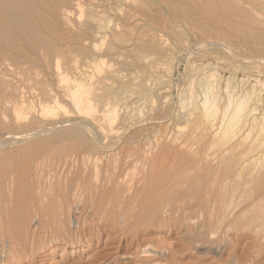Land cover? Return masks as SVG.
<instances>
[{"label": "bare ground", "instance_id": "bare-ground-1", "mask_svg": "<svg viewBox=\"0 0 264 264\" xmlns=\"http://www.w3.org/2000/svg\"><path fill=\"white\" fill-rule=\"evenodd\" d=\"M99 1L100 0H0V108L2 107L3 109V103L5 101L9 99L14 100L12 115L10 116V118H7V116H5L3 112H0V134L4 137H7L10 142H14V143L17 142L21 144L22 142L25 143V141L30 139L29 140L30 142L27 146H25L24 148H22L21 146L20 149L16 151L17 155H21L22 153H24V155L27 157V159H24L22 165L18 161L15 162L4 161L6 151L5 154H0V236L1 238L3 235V228L5 227L4 224L6 220L4 214L6 212L8 213L9 210L11 211L15 210L18 207L16 203L17 201L16 199H19L20 201V202L18 201L19 210H22L24 213H26V216L28 215L27 214L28 211L31 209L35 211L39 210V212L44 214L45 217H50L52 215V212L53 213L55 212L57 216L59 230L64 229L68 231V233H70L71 231L70 224L76 223L74 226L76 229L75 232H78L79 230H82L84 228V225L82 224L81 226H79V219L78 217H76L77 211H78L77 215H79L81 212L84 211V209H86V207L89 204L90 206L89 210L93 212L92 214L95 217L100 212L106 210L103 207L104 205L106 206L105 200L107 199V197L106 199L104 197L105 195H107V193H109V191H113L114 187L119 183H127L130 185L132 184L133 178L128 179L129 176L126 177L127 172H125L127 168L129 170V167L124 169L122 165L125 166L124 163L126 159L132 156V154L136 151L134 150L135 148L131 149L130 147L127 146V148L123 150V152H122V148L117 149L118 151H115L116 158L114 155V158L116 160H114L111 163V165L109 164L110 166L108 165V161L105 162L102 160V156L105 152H108V150L111 149L110 146L112 144L111 143L112 141L110 139L116 138L113 137L115 136L114 135L115 133L113 131L115 129L114 128L115 124L121 121V119L125 121V117L127 116V114H129L126 113L128 112L127 110L126 112L125 111L121 112L120 109L122 108L120 107L123 106L125 108L126 105L130 104L131 102L132 103L136 102L137 100L136 98H139L138 94L139 96L142 93H143L142 95H145V93H147L146 88L149 87L148 84L145 82L147 81V79H145V81L143 80L142 75L144 74H142L140 77L138 75L139 73L137 75L126 74V73L128 72L132 73V71H130L129 68H131L135 63L138 65L139 62H142L143 63L142 66H144V61H145L144 56L146 55L144 54L143 56L142 54L144 50L146 52L148 49H150L152 50V53L158 55L159 54L161 55V53L164 50L162 49L163 47L160 45L161 42L156 43L157 41L154 42V40L152 41V39L150 40L144 39L146 41L143 42L141 38L140 39L142 41L138 38V40L140 41V42L138 41L139 43L133 42L128 44L130 40H127L128 41L127 42L126 39L124 40L121 35L124 34L123 37H125L126 35L125 33L122 34V31H124L125 28H127L124 26H126L127 23L126 20L127 21L129 20L131 12L135 11L137 13L136 10H139L141 11L142 14L145 15V17L151 16V18H154V20L158 19L157 23H161L162 22L161 20L164 17L160 15L162 13L159 12L160 9L159 11H156L158 10L156 6H155L156 10H153L151 8L152 6H150V4L152 5L153 2L151 3L150 1L142 0L141 2L140 0H137L136 2V0H106L105 3L108 2L107 4L108 6L111 4V3L109 4V2H114V4L116 5V8H114V10H116L115 15L117 14V17L115 16L117 18L116 21L114 23L112 22L113 24L111 22H110L111 24H109L107 20L106 21L108 23L107 25L104 21L102 20L100 21V16L98 18H95L97 15L95 13L96 10H98L97 11L98 13L100 11V8L102 7L104 8L105 6H107V5L103 6L105 3L101 4V2ZM101 1L103 2L104 0ZM168 1H169L168 3L171 4L170 7H171V11L174 13L173 15L175 17L177 16L176 18L174 17V19L178 18L181 22H183L185 25L191 28L190 30H194V32L198 30L197 31L198 34H206V35L207 33L209 34L211 32L213 34L217 33L221 37L224 36L223 38L225 39L226 37L228 39H232L233 37H235L237 38V39L233 38L237 41V43L235 44L244 46L250 49L251 51H254L258 55L264 52V15L262 13V11H264V0H168ZM68 5H71L72 7L74 6L73 9L77 8L81 16L84 14V10H85L84 7L86 5L87 7V11L85 12L86 16L84 18L77 17L76 19H74L70 14V12L68 11L69 9L67 8ZM83 8L84 10H82ZM106 8L108 9L109 7H105V9ZM193 11L198 12L201 16L205 17V19L209 20L212 23L208 24V26H203L204 25L203 23L202 24L199 23L201 21L199 22L195 21ZM93 12L95 13L94 14L95 17L91 16ZM158 12H159V16H161L160 18L158 16ZM100 13L102 12L100 11ZM203 17H201V19ZM93 19H97L95 21L98 24L94 23ZM117 20L121 22H117ZM99 22H104V24H106L107 26L106 27L102 26L101 24L103 23L99 24ZM188 27L187 29H189ZM195 29L197 30L195 31ZM127 30L128 31L131 30L129 29V26ZM120 40L127 42L128 47L125 48L126 51L130 52L128 53L130 56L129 55L128 56L129 57L132 56V58L129 60H124L123 58H121L123 59V61L120 59L121 61H118V63L116 60L119 58L114 59L116 62L111 58L109 61L112 60L114 62V65H111L112 62L108 63V59H107V56H109V52L110 51L114 52L113 54L117 55L118 52L116 51L117 52L116 53L115 51H112V49L113 48L115 49V47L118 46L119 44H120L119 46H122V43H124V45L126 46L125 42L121 43ZM211 40L213 39H210V42L216 41V40L213 41ZM232 41L230 40L231 43ZM114 42L117 43L119 42V44L113 47V44H115ZM210 42L209 44H211ZM214 43L215 42H213V45H215ZM219 43L220 42H218L217 44ZM104 44L105 46H103ZM220 44L217 46H220ZM202 45L204 44L202 43ZM224 45L226 44H223V46ZM121 49H123V47ZM133 49H135V51L132 53ZM113 54L111 53L110 56L112 57ZM120 54L118 53V55ZM263 55L264 53L262 54V57H264ZM256 57L258 58L257 55ZM142 59L144 61H142ZM261 62H263V60ZM148 63L151 64L152 62L150 63L149 61ZM116 64L118 65L120 64V66H116ZM145 65H147V62L145 63ZM120 67H122L125 70L124 73L128 71V69L129 71L123 74V71L121 73ZM133 69H135L134 66ZM132 85L133 86L137 85L138 91L135 89L136 87H133ZM25 87L34 89L32 92L31 91L29 92H31L30 96L32 98L37 99V103L39 105L38 110H36L35 108V110L33 111L31 105L27 103V98H26L27 96L25 97L23 92L24 90L23 88ZM213 97L211 99L210 97L206 96L203 98V100H201L202 103L201 102L199 103L201 104L202 113H203L201 114L207 117L206 120L208 118L216 120L217 117L216 114H218L217 112L220 109L218 107L216 108L218 103H216L215 106L214 104L215 100L213 102L214 99ZM134 98L136 100H134ZM227 98L229 99L230 97ZM31 101L30 104L32 103ZM242 102L243 99L242 101L240 99H237V102L236 101L234 102L235 105L233 107H230L231 105L230 103L227 104L229 105V108H232L231 112L230 114L227 115L226 113L228 112L229 109H226L227 112L225 111L222 117L223 119L225 115L227 117L225 120L222 119L221 124L218 125L219 127H214L215 125L217 126L216 121L212 122L213 120L211 121L208 119L207 123L209 124L213 123L210 124V128H214L215 131L218 128H220L218 129L219 132L218 131L216 133L213 132L214 135H216L217 133L218 134L222 133V135L226 136V134H228L238 126L239 127L237 129L241 130L240 133L242 132V129H244V126H241L244 125L242 124V121L245 124L248 122L245 121L246 118L244 120L245 115L246 117L248 115L247 113H245L246 110H244L245 107L243 106L244 104H242ZM182 105L180 106V108L182 107ZM192 105L194 106V102L192 103ZM195 106L193 109H195ZM201 108H199V110ZM181 109H183V107ZM193 109L187 111L188 113L184 111L186 115L188 114L187 116L185 115L187 118L188 117L193 118L194 116ZM196 111L199 112L198 109ZM196 111L194 110V113ZM249 112L253 113L254 111H249ZM201 114L199 115L200 117H202ZM262 116L263 115H261L260 118ZM179 117L180 116H178V118ZM150 120L147 123H149ZM155 120H157V117L155 118ZM34 123L37 124L53 123V124L52 125L50 124L51 126L48 127L40 126V127L31 128V125H33ZM194 124L198 125L199 123H194ZM205 124H203V127ZM211 125L214 126L212 127ZM203 127L201 125V128ZM206 127H204L203 129H207ZM10 128H15V130H20L21 132L22 130L23 131L26 129L28 130L26 131V133H23L20 136L18 135L13 136L9 133L11 130ZM254 129L256 128L254 127ZM141 131L142 129L139 130L136 135L130 136L128 138L129 139L128 141H130L129 143L134 142V139L138 136V134L142 133ZM157 131L154 130V137L157 145L156 152H153L154 147H147L148 145L145 148H142L143 160L141 162L143 163L141 167L142 173H140L142 175L141 177H139L137 181L140 182V180H142L144 182L143 189L145 186H148L149 189L156 190L153 191L154 194L152 195V197L154 198V202L157 205V207L160 209L161 213L164 209L165 210L168 209L170 211L174 209L176 206L180 205L182 207L186 205L192 208L191 211L194 212L195 215H197L196 213L198 214L201 213L202 215H204L205 216L204 220L205 219L207 220L205 221L206 223L209 222L208 220H211L212 224L218 225V222L220 221L219 214L221 213V211H219L220 206L221 204L226 205L223 201L229 196V194L232 195V193H234V191H236L238 188L246 187L248 185H251L254 191L252 205H258L260 201L262 203L263 200L261 199L264 195L262 194V191H264V172L259 173L261 172V169L259 167L260 169L259 172L253 171L249 174V176L247 175L248 177H246L243 174L244 169L247 168L246 165L248 162V160H246V158L244 157L247 156L244 153L245 151L240 152L241 156L237 154L238 157L237 160L232 158L233 155L231 156L233 149H235L236 147L237 148L242 147L239 141L232 144V146L231 145L228 146L225 149H221L222 147L220 146L221 147L219 150L220 152L219 151L213 152L216 153V155L211 154L212 152L209 151V153L213 155L211 156L204 148H200V146L203 145V143L201 144L203 138L199 137L201 141L199 140L197 146L198 149L196 150L195 149L192 150L191 148H189L188 147L189 145L186 146L187 142L185 144L182 142H177L178 138L176 142H170L169 144L161 143L160 145H158L161 142L162 136L159 135ZM195 131L196 130H194L193 132ZM49 133L50 135L47 137L41 136ZM197 133L195 132L196 135ZM209 133L211 135V132H208V134ZM202 134H204V131ZM196 135H194L193 137L195 138ZM238 135L240 134L234 131V137L231 138L239 137ZM152 136H153V132H152ZM188 136L191 135L188 134ZM206 136L208 138L210 137L207 134ZM206 136L202 135V137H206ZM257 136H258L257 138L258 141L255 140L257 141V143H255L256 149L261 147L263 141L262 140L263 138L259 136H264V116L262 117V124H260V126L258 127ZM186 137L187 136H185V140ZM32 138H37V139L31 142ZM196 139L197 138H195L194 141H196ZM9 141H7V143H9ZM228 142L230 143L231 141ZM199 143L201 144L200 146ZM1 144L2 143H0V147L3 145ZM239 144L240 146H238ZM106 155L108 156L110 154L107 153ZM153 156H157V157H153ZM171 156L173 157V159L167 162V160ZM177 156H181L182 159L180 157L181 160H178L177 158L179 157ZM40 159L42 160V162L40 161ZM46 160L47 161L52 160L53 162L56 160L55 162L56 166L60 168V174L63 175L60 178L58 177L59 179L57 178L58 182L54 187L53 185L47 184L48 187L46 185V187L48 188L47 190L52 189L50 193H48L43 188L42 179H40V181L36 184L32 181L29 182L28 180L30 173L34 170L37 172L36 168L40 166V163L44 164ZM245 171L247 170L245 169ZM34 175L36 176V174ZM235 177L236 178L238 177L239 180L241 179V181L238 182L236 185H230V182H232ZM90 182L92 184L94 183L93 189L94 188L100 189L101 191L99 192L97 190L96 191L94 190V192L92 191L91 195H90V191L88 192V194L84 193L83 189L85 184L88 185L90 184ZM85 188L87 187L85 186ZM125 191L131 192L134 190L133 188L132 189L130 188V189H126ZM133 193L128 194L127 201L132 202L133 200H138L135 196L136 194ZM18 195L19 198H17ZM84 197L88 198L89 200L87 201V199H85ZM231 197L228 198L230 199ZM50 200L51 202L49 203ZM250 206H246V207L250 208ZM221 208H225V207H221ZM153 211L155 210L153 209ZM241 212L245 214V211L242 210ZM24 213H22L23 217L25 216ZM256 213L258 215L260 214L258 216L259 218L260 216H262L263 211L261 212L260 210H258ZM120 217H122V219L124 220L123 218L124 216H120ZM221 217L223 219L222 214ZM224 221L221 222L223 223ZM207 224L208 225L206 226H209V223ZM198 230H201V228L200 229L198 228ZM212 234L210 236H212ZM206 237L207 236H205V238ZM211 238L212 237H210V240ZM4 239L0 240L1 256L3 253H5L3 252L5 249L4 245L6 244V242L5 243L3 242ZM216 239H218L216 241H219V238H217V236ZM216 241L214 243H216ZM224 242L221 244L223 245Z\"/></svg>", "mask_w": 264, "mask_h": 264}, {"label": "rangeland", "instance_id": "rangeland-1", "mask_svg": "<svg viewBox=\"0 0 264 264\" xmlns=\"http://www.w3.org/2000/svg\"><path fill=\"white\" fill-rule=\"evenodd\" d=\"M105 1L106 0L102 2L100 0L99 2L103 4L105 3ZM140 1L142 2V0ZM145 1H150L151 3L153 2L152 5L149 2L153 10H156L155 6L158 9L156 11H159L160 9L159 12L160 13L162 12L160 15L164 17L162 18V20L160 19L162 22L157 23L158 19H155L156 20L155 22L154 18H151V16L145 17V15L141 13V11L136 10L137 13L135 11H134L135 13L131 12L129 20L128 21L126 20L128 24L126 23V26L124 27H127V28H125V30L122 31V34L123 33L126 34L125 37H123L124 34L121 36L124 40L126 39V41L130 40L128 44L133 43V42L139 43L140 41L138 40V38L139 39L141 38L143 42L146 41L147 39L149 40L152 39V41L154 40V42L157 41L156 43L161 42L160 45L163 47L162 49L164 50L161 53V55L162 54L163 55L161 56L160 54L159 55L154 54L152 53V50L150 49H148L146 52L144 50L142 54L143 56L144 54H146L145 56H147V57L144 56L145 61L142 59V61H144V66H142L143 65L142 62H139L138 65L135 63L133 65L135 69H133V66L129 68L130 71H132V73L128 72L129 69L128 71H126L128 73L125 72L126 74H132V75L133 74L137 75L139 73L138 75L140 77L142 74H144L142 75L143 80L145 81V79H147V81L145 82L148 84L149 87L146 86L147 93L144 92L145 95H142L143 94L142 93L139 96L138 94L139 98H136L137 100L134 98L136 102L134 103L131 102L130 104L126 105L125 108L123 106L120 107L122 108L120 109L121 112H124V111L126 112L127 110L128 112L126 113H129V114H127V116L125 117V121L121 119V121L116 123L117 125L115 124V127H114L115 129L113 130L115 133L113 134L115 136H113V134L112 136L116 138L110 139L112 141L111 142L112 144L110 146L111 149H109L108 152H105L102 156V160L105 162L108 161V165L109 164L111 165V163L114 160H116L115 151H118L117 149L122 148V152H123V150H125L127 146L130 147L131 149L135 148L134 150L136 151L132 154V156L126 159L124 163L125 166L122 165L124 169L129 167V170L127 168L125 172H127L126 177L129 176L128 179L133 178L132 184L130 185L127 183H119L114 187L113 191H109V193H107V195H105L104 197L105 199L106 197L108 199V200L107 199L105 200L107 203L105 202L106 206L104 205L103 207L106 210L103 212H100L95 217L92 214L93 212L89 210L90 209L89 204L86 207V209H84V211L81 212L79 215H77L78 214V211H77L76 217H78L79 219V226H81L82 224L84 225V228L82 230H79V231L77 230L79 233L75 232L76 229L74 226L76 223L70 224V228H71L70 233L64 230L63 229L64 227L62 228L63 230H59V225L57 222V216L55 212L54 213L52 212V215L50 217H45V215L40 213L39 210L35 211L31 209L28 211L27 213L28 215L26 216V213H24L22 210H19L18 203L20 201L19 199H16L17 200L16 203L18 207L16 206L17 208L15 210H12V211L9 210L8 213L6 212L4 214L6 218L5 224H4L5 227L3 228V235H2V238L0 236V240L5 238L3 242L4 243L6 242L5 244L6 246L4 245L5 247L3 251L5 252L3 253L4 255L2 254L1 256V253H0V264H248V263L262 264L264 263V232H263L264 231V217H262L264 216V195L261 199L263 200L262 203L260 201L258 205H252L254 191L251 185H248L246 187H240L236 191H234L232 195L229 194L228 197H231V196L232 197L230 199L227 197L223 201L226 205L221 204L220 206L219 211H221V213L219 212L220 221L218 222V225L212 224L211 220H208L209 222L207 223H209V226H206L208 224L205 222L207 220L206 219L204 220L205 216L202 215L201 213L200 214L196 213L197 215H195L194 212L191 211L192 208L186 205L182 206L183 208L180 205L176 206L177 208L175 207L174 209L170 211L168 209L166 210L164 209L161 213L160 209L157 207V205L154 202V198L152 197V195L154 194L153 191H156V190H153V189L151 190L148 188V186H145L143 189L144 182L142 180H140V182L137 181L139 177H141L142 175L140 174L142 173L141 167L143 163L141 162L143 160L142 148H145L148 145L147 147H154L153 152H156L157 150V145H156L155 137H154V130L155 131L158 130L157 131L158 134L162 136L161 142L158 145H160L161 143L169 144L170 142H176L178 138L177 142H182L184 144L187 142L186 146L189 145L188 146L189 148H191L192 150L194 149L196 150L198 149L197 146H198L199 140L201 141L200 138H203L201 141V144L203 143V145L199 143V146L200 145L202 146V147L200 146V148H204L208 153L209 151L212 152L211 154L213 155H216V153H213V152L219 151L221 147H222L221 149H225L228 146L230 145L232 146V144L239 141L242 147H238V148L236 147L237 150L236 148L233 149L232 150L233 152L231 151L232 152L231 156L233 155L232 158L237 160L238 158L237 154L240 155L241 151H245L244 153L247 156H244V157L246 158V160H248V162L246 165L247 168H245L247 171H245L244 169L243 174L246 177H248L249 174L253 171L259 172L261 169V172L259 173L264 172L263 170L264 169V165H263L264 164L263 163L264 162V159H263L264 157L263 156L264 155L263 154L264 153V147H263L264 146L263 144L264 136H259L263 138L261 147L257 149L255 147L256 146L255 143H257L258 141L257 140L258 127L260 126V124H262V117L264 116V113H263L264 112V57H262V54L264 52L259 54L262 58L261 59L260 56L256 54L254 51H251L250 49L244 46L235 44L237 43V41L235 40L237 38L235 37H233L235 39L231 37L233 39L232 41V39H228L227 37L225 39L223 38L224 36L221 37L217 33L215 34H217L218 36L213 34L212 32L209 34L207 33L206 35V34H198L197 29H195V31L197 30L196 32H194V30H190L191 28H189L187 25L181 22L178 18H177L178 20L174 19L175 16L173 15L174 13L171 11V7H170L171 4L168 3L169 2L168 0H160L161 2L157 0H145ZM107 4L108 2L105 3L103 6ZM109 4L112 6L113 10L110 5L109 6L107 5L105 7H109L108 9L107 8L105 9V7L100 8V11L103 14L100 13L99 11L98 12L99 15H98L97 13L98 10H96L95 12L97 14L96 17L94 16L95 14L94 12L91 16L95 18H98L100 16V21L101 20L104 21L107 25L108 23L109 24H111L112 22L114 23L117 19L116 18L117 14L115 15L116 10H114V8H116V5L114 4V2H109ZM68 6H67V8H69L68 11L70 12V14L72 15L74 19H76L77 17L84 18L86 16L85 14V12L87 11L86 5L84 7L85 10L84 8L82 9L84 10L85 15L83 14L82 16L79 13L77 8L73 9L74 6L73 7L71 5H68ZM159 12H158V16H159ZM262 13L264 15V11H262ZM193 15L195 17V21H198V22L201 21L199 23L201 24L203 23L204 24L203 26H208V24L212 23L209 20L205 19V17L201 16L198 12L193 11ZM160 17L161 16H159V18ZM201 17L203 18L201 19ZM95 20L97 19H93L94 23H96ZM104 22H99V24L103 23L101 25L106 27L107 25L104 24ZM117 22H121V21L117 20ZM204 22L206 23V25ZM130 25H131V28H130ZM128 26H129V29H131L130 31L127 30ZM187 27L189 29H187ZM210 39L216 40L220 43L222 42L223 44H226V45L223 46L222 43L221 44L219 43L220 46H217L219 45L217 44L218 42L211 40L215 42L214 43L215 45H213V42H210ZM208 40L212 45L209 44ZM230 40L232 41V43L230 42ZM126 41L120 40L121 43L125 42L126 46L124 45V43H122V46H119L120 45L119 42L118 43L114 42L115 44H113V47H115V45H118V44H119L118 45L119 47L116 46L115 49L118 48L116 50L114 48L113 49L111 48L112 51H115V52L117 51L119 54L120 53L121 54L118 55V53L116 52L118 55L117 56L113 54L114 52L110 51L109 56L111 55V53L113 54V56L112 57L107 56L108 63L112 62L113 64L111 63V65H114V62L112 61L114 59L119 58L116 60L118 63V61H121V60L123 61V59L129 60L132 58V56L129 57L130 55L128 53L130 52L126 51V48L128 47V44H127L128 41L127 42ZM206 41L208 44L206 43ZM201 42L204 45H202ZM103 46H105V44ZM122 47L125 50L121 49ZM123 51H126V52H123ZM134 51L135 49L132 50V53ZM256 55L258 56V58L256 57ZM111 58L112 60L109 61ZM148 59L150 63L152 62L151 64L148 63L149 62ZM262 60L263 62H261ZM146 62H147V65L149 64L148 66L145 65ZM158 62L159 63L161 62L162 64L161 63L159 64ZM116 66H120V64L119 65L116 64ZM138 67L143 70L139 69ZM116 68H119V67H116ZM120 68H121V73L123 71V74H125L124 73L125 70L122 67ZM133 87H136L135 89L138 91L137 85L136 86L134 85ZM23 89L26 91H24ZM23 89L22 90L24 92L25 97L27 96L26 97L27 103L31 105L32 110L34 111L35 108L36 110H38L39 105L37 103V99H34L30 96V93L34 89H30L27 87ZM206 96L210 97L211 99L214 96L213 102L215 100L214 102L215 106H216V103H218L216 108L217 107L220 108L219 109L220 111L218 110L217 112L218 114H216L217 116L216 120L208 118L211 121L213 120L212 122L216 121L217 126L211 125L212 127L213 126L219 127L218 125L221 124V121L223 119L222 116L224 112L225 111L227 112L226 109H229L226 114L227 115L230 114L232 108H229V105H227L228 103L231 104L230 107H233L235 105L234 102L235 101L237 102V99H240L241 101L243 99L242 104H244L243 105L245 107L244 110H246L245 113H247L248 115L247 117L245 115L244 120L246 118L245 121H248L247 122L248 124L246 123L247 124L246 125L242 121V124L244 125H241V126H244V129H242L241 133H240L241 130L237 129L239 127L238 126L237 128H235L236 130L235 129L232 130L231 132L226 134V136L222 135V133H219V134L217 133L216 135H214L213 132L216 133L218 129L220 128H218L216 131L214 128H210V124H213V123H210V124L207 123L208 119L206 120L207 117L202 115L203 113H202L201 104H199L200 102L202 103L201 100H203V98ZM226 96L230 97L231 99L230 98L228 99ZM180 98L182 101L180 100ZM13 101L14 100L12 99L5 101L3 103V109L2 107L0 108V112H3L4 115L7 116V118H10V116L12 115V108H13V103H14ZM30 101L32 102L31 104H30ZM193 102H194V106L196 105L195 109H193L194 108V106L192 105ZM181 105L183 109H181L182 107L180 108ZM189 107L193 109V115H194L193 118L192 117L187 118L186 116L188 114L186 115V113H184V111L187 112L191 110ZM196 108L198 109L200 113L196 111L197 110ZM199 108H201L200 109L201 111L199 110ZM248 109L249 111H254V112L250 113ZM194 110L196 111L195 113H194ZM200 114L202 117L199 116ZM177 115L180 117L178 118ZM261 115L263 116L260 118ZM154 117L155 118L157 117V120H155ZM226 117L227 116L225 115L223 120H225ZM192 119H194L195 121ZM134 120H136L137 122ZM149 120L150 122L147 123ZM194 123H199L198 125L200 126ZM50 124L52 125L53 123H50ZM50 124L49 123L47 124L46 123H39V124L34 123L33 125H31V128L40 127V126L48 127V126H51ZM203 124H205L204 127L207 126L206 128L208 130L203 129L204 128ZM195 125L198 127V129ZM201 125L203 128H201ZM254 127L256 129H254ZM10 129L11 130L9 133L13 136H17V135L20 136L23 133H26V131L28 130V129L24 131L22 130L21 132L20 130H15V128H10ZM141 129H142L141 131L142 133L138 134V136L134 139V142L129 143L130 141H128L129 140L128 138L132 135H136L138 131ZM150 129H153V130H150ZM144 130L146 132L148 131L149 133L148 132L146 133ZM194 130H196L195 131L196 133L199 130L202 132L199 131L200 133L198 132L196 135L195 132H193ZM183 131H186V132H183ZM203 131H204V134H202ZM234 131L240 134L238 135L239 137H236L237 136L236 135L235 136L236 138H231V137H234ZM152 132H153V136H152ZM208 132H211V135L210 133L208 134ZM188 134H190L192 138L191 136H188ZM206 134L209 135L210 137L208 138ZM49 135L50 133L44 134L41 136L47 137ZM194 135H196L195 136V138H197L196 141H194L195 140V138L193 137ZM202 135H205L206 137H202ZM185 136H187L186 140H185ZM36 139L37 138H32L31 142L35 141ZM6 140L9 141L7 137H4L0 134V143L3 144V145L1 144L2 146L0 147V154H5V151H6L4 161L6 162L18 161L22 165L24 159H27V157L24 155V153H22L23 155L22 154L17 155L16 151L20 149L21 146L22 148L27 146L30 142L29 141L30 139L27 140L28 142L25 141V143L22 142L21 144L17 142L15 143L10 142V141L9 143H7ZM228 141H231V142L229 143ZM11 143L12 144L14 143V144L12 145ZM193 146H195L196 148ZM238 146H240V144ZM110 151L113 153H111ZM107 153H109L110 155L107 156L106 155ZM114 155H115V158H114ZM153 157H157V156H153ZM171 157L167 160V162L173 159V157L172 158ZM177 157H179L177 158L178 160L182 159L181 156H177ZM40 161L42 162L41 159ZM55 162L56 160L54 162L52 160H48V161L46 160L44 164L40 163V166L36 168L37 172L34 170L35 172L32 171L30 173V176L28 178L29 182L32 181L36 184L40 181V179H42L43 188L48 193H50L52 189L47 190L48 189L47 184L53 185L54 187L57 184L58 179L61 176H63L62 174H60V168L56 166ZM107 170H110V169H107ZM34 174H36V176ZM240 181L241 179L239 180L238 177L237 178L235 177L234 180L230 182V185H236ZM93 184L91 182L88 185L85 184L87 188H85L84 186V189H83L84 193L88 194V192L90 191V195H91L92 191L94 192V190L95 191L97 190L99 192L101 191L100 189H95V188L93 189ZM130 188L131 189L133 188L135 192L125 191L126 189H130ZM133 192L136 194L135 196L138 200H133L132 202L127 201L128 194L133 193ZM262 194H264V191H262ZM17 198H19V195L17 196ZM84 198L87 199V201L89 200L86 197ZM50 202L51 200L49 201V203ZM130 204L132 205L133 208L131 207ZM246 206H250V208ZM221 207H225V208H221ZM153 209L155 211H153ZM242 210L245 211V214L241 212ZM258 210H260L261 212L263 211L262 216H260L259 218L258 216L260 214L258 215L256 213ZM106 211H108L109 213ZM157 211H160V212H157ZM22 213L25 214L24 217ZM233 213H235L236 215ZM221 214L223 216V219L221 217ZM120 216H124L123 217L124 220ZM193 216L197 218L195 219ZM73 221H74V218H73ZM197 221L199 224L197 223ZM221 221H224V222L222 223ZM213 225L215 228L213 227ZM198 228L199 229L201 228V230H198ZM213 230L216 232H214ZM207 231L209 234L207 233ZM211 234L212 236H210ZM203 235L207 237L205 238V236ZM216 236L217 238H219V241H216L218 240L216 239ZM210 237H212L211 240H210ZM215 241L216 243H214ZM222 241L224 242L223 245L221 244L223 243Z\"/></svg>", "mask_w": 264, "mask_h": 264}]
</instances>
